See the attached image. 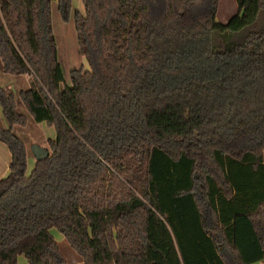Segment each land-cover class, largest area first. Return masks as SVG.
<instances>
[{
    "label": "trees",
    "instance_id": "obj_1",
    "mask_svg": "<svg viewBox=\"0 0 264 264\" xmlns=\"http://www.w3.org/2000/svg\"><path fill=\"white\" fill-rule=\"evenodd\" d=\"M54 1L0 0L2 71L54 131L26 173L0 87V264H63L51 228L81 264H264V0H80L68 84Z\"/></svg>",
    "mask_w": 264,
    "mask_h": 264
},
{
    "label": "rangeland",
    "instance_id": "obj_2",
    "mask_svg": "<svg viewBox=\"0 0 264 264\" xmlns=\"http://www.w3.org/2000/svg\"><path fill=\"white\" fill-rule=\"evenodd\" d=\"M236 6L234 0H219L217 5V11L215 20L224 23L233 13H235ZM77 11L82 13V6L80 0H69V9L63 20V12L59 10L57 3H52L51 13V28L53 38L56 44L57 58L60 65V69L63 76V83L68 84V71L73 68H82L88 70L89 66L82 55L79 53L76 37L73 29L72 19L73 13ZM28 75H11L2 71V64L0 61V87L6 89L14 96L16 110L18 113L25 117V126L19 127L13 126L12 131L14 134L22 140L25 145L26 151V173L31 169L35 156L31 150V145H36L47 150V139L54 137V131L52 127L46 126L43 122H35L31 119L26 112L23 105L20 103L17 97V92L28 87ZM60 84V87L63 86ZM0 169H2L4 162L8 161L9 154L6 147L0 142ZM264 159V151H263ZM53 236L56 244L62 254L63 264H81L79 258L68 248L62 236L53 228L49 230ZM18 262H24V259L19 256ZM252 264H261L259 261Z\"/></svg>",
    "mask_w": 264,
    "mask_h": 264
},
{
    "label": "water",
    "instance_id": "obj_3",
    "mask_svg": "<svg viewBox=\"0 0 264 264\" xmlns=\"http://www.w3.org/2000/svg\"><path fill=\"white\" fill-rule=\"evenodd\" d=\"M31 150H32V152H33L35 157L36 156H41L44 153V151H45L44 148H42L40 146H36V145H31Z\"/></svg>",
    "mask_w": 264,
    "mask_h": 264
},
{
    "label": "crops",
    "instance_id": "obj_4",
    "mask_svg": "<svg viewBox=\"0 0 264 264\" xmlns=\"http://www.w3.org/2000/svg\"><path fill=\"white\" fill-rule=\"evenodd\" d=\"M2 144V143H1ZM3 145V144H2ZM1 148V147H0ZM8 152V151H7ZM8 162H9V159H8V161H7V159H6V161L4 162V165H3V167H2V169H0V177H2V176H4L5 174H6V172H7V165H8Z\"/></svg>",
    "mask_w": 264,
    "mask_h": 264
}]
</instances>
